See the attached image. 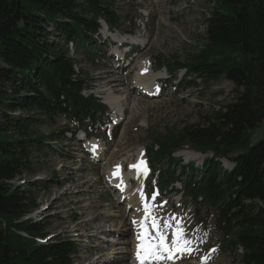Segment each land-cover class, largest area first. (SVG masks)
<instances>
[{
  "label": "trees",
  "instance_id": "trees-1",
  "mask_svg": "<svg viewBox=\"0 0 264 264\" xmlns=\"http://www.w3.org/2000/svg\"><path fill=\"white\" fill-rule=\"evenodd\" d=\"M110 1L0 0V264H74L72 240L37 241L48 236L47 226L29 217L38 205L37 186L28 181L29 189H21L14 179L31 171V158L39 161L56 134H73L70 123L88 136L97 131L106 108L93 93L83 96L92 86L69 52L91 62L97 57L94 36L101 21L113 30L121 19ZM215 2L205 19L202 49L183 62L158 61L157 67L165 66L172 78L184 68L187 77L193 75L188 86H196L197 79L224 78L241 90L203 123L152 139L147 154L160 192H180L195 219L212 223L223 241L231 238L240 248L242 264H264V134L250 141L251 131L264 120V0ZM2 84H9L15 96ZM17 110L25 116H17ZM54 117L68 125L48 136L33 129ZM186 148L212 154L200 172L173 155ZM229 158L234 165L223 170L220 160Z\"/></svg>",
  "mask_w": 264,
  "mask_h": 264
},
{
  "label": "rangeland",
  "instance_id": "rangeland-1",
  "mask_svg": "<svg viewBox=\"0 0 264 264\" xmlns=\"http://www.w3.org/2000/svg\"><path fill=\"white\" fill-rule=\"evenodd\" d=\"M110 2L112 9L121 19L114 31L101 28L94 36L97 43L95 48L97 57L91 62L78 52L77 54L71 50L69 52L70 55L77 56L79 65L77 69L79 68L89 79L87 82L93 87L96 95L103 94L100 98L102 103L108 90L104 84H107L106 81L111 78L120 79L119 72L124 66L135 67L136 73V68L144 58L151 62L153 69L158 61L183 62L192 53L202 49L205 19L217 5L215 0H111ZM51 29V26L47 27V31ZM137 34L144 35L147 39L143 46L139 48L136 45L134 48L136 53L140 49L142 56L136 58L135 55H131V59L125 57L121 61L124 64L118 65L117 53L114 51L117 45L114 43H118L119 37L125 38ZM50 40L56 41V38L51 36ZM128 69L129 67L125 68L123 73ZM154 71L157 70L154 69ZM158 71L164 74L165 70L162 68ZM183 74L184 70L179 71L173 81L176 83L181 78V88L175 89L170 83H162L160 85L162 91L154 97H145L140 94L139 91L143 90V86L140 85L142 82L134 86V79L130 74L129 91L114 92L115 97L124 99L122 104L125 111L120 114L119 120L111 108L113 106L109 104L107 106L109 107L108 122L110 124L112 122L111 125L117 123L116 137L108 136L107 127L102 129L101 133L96 132L98 139L93 137L88 141L79 138L80 132L56 134L50 145L45 147L39 161H35L34 157L31 158V171H25L22 177L14 179V184L25 190L29 189L28 181L36 184L34 196L38 205L29 217L47 226L46 240L70 239L75 243L77 254L74 257V264L89 263L98 254L99 246L103 244L105 247L114 244L116 247H125L123 250H126L127 247L129 248L126 242L134 238V226L130 217L138 206H131V196L127 197V195L133 194L134 189H138V197L141 201L139 189L141 186H138L140 181L132 183L128 192L122 191L120 187L111 186L113 182L110 183L107 173L113 169L114 165L121 163L126 171L128 162L140 155L141 151L146 153L152 139L165 134L167 130H177L189 124L203 123L205 116H208L212 110H220L234 102L241 90L224 78L213 82L197 79L196 86H188L186 84L192 80L193 75H188L184 79ZM2 86L8 93L14 95V90L9 84H2ZM11 114L14 113L11 112ZM16 114L20 117L25 116V112L21 110H17ZM66 125H68L67 121L54 117L36 122L33 129L48 136L53 132H59ZM69 127L72 128L70 124ZM250 134L252 143L261 139L264 134V120ZM93 143L98 150L93 146L90 151ZM93 151L99 153L95 155ZM234 155L235 153L231 155V158ZM174 156L181 158L182 164L193 162L196 167L204 158H209L212 154H198L186 148L174 153ZM231 158L220 160L223 170H230L233 167ZM148 180L145 181L144 189L147 193ZM175 186L177 189L180 188L179 184ZM81 188L82 194L79 195L78 191H81L79 190ZM151 192L153 199V194L157 195V193L153 190ZM166 193L160 199L161 203L153 205L154 216L160 218L161 225L164 220L175 217L171 220V226L166 229L167 236L172 228H176V222L180 221L184 237L191 241V251H185L181 259L172 263L165 260L164 264H242L239 247L231 245V238L223 241L213 226L202 227L193 216L190 201H182L179 192L167 191ZM79 206L84 209L83 216L80 215ZM91 213L99 214L100 218L95 220L90 228L80 227L82 221L91 217ZM108 215H114L112 220H104ZM122 219H126L130 230L123 234H115V230L121 227ZM98 226L106 231L95 234L94 231ZM103 239L104 242H102ZM98 240L100 241L97 242ZM99 243L101 244L98 246ZM109 255L108 252L104 260H108ZM133 258V255L128 253L127 260L123 262L128 263Z\"/></svg>",
  "mask_w": 264,
  "mask_h": 264
},
{
  "label": "bare ground",
  "instance_id": "bare-ground-1",
  "mask_svg": "<svg viewBox=\"0 0 264 264\" xmlns=\"http://www.w3.org/2000/svg\"><path fill=\"white\" fill-rule=\"evenodd\" d=\"M116 36L118 37V35H116ZM125 38L130 39L131 42H136L138 44H141V46H143V44L147 40L146 37H144V35H141V34H137L136 36L131 37V38L130 37H125ZM138 47L140 48V46H138ZM139 50L140 49L137 50V53H136V50H134L132 55H135L134 57H136V58L141 57L142 51H139ZM130 58H131V55H130ZM117 61L119 62L118 65H120L122 60L117 59ZM128 67H129V69L127 71H125V73H123V70L125 68H128ZM134 69H135V67H133V66L132 67H130L128 65L124 66L121 69V72H119L121 74L120 79H114L113 80L112 78L111 79L107 78L108 79V81H106L107 84H104L105 87L108 88V90H106L107 94L104 97V100H105V103L107 105L109 104V105L114 107L113 108L110 106L112 108V110H114L115 117H116V115L118 116V118L121 117L120 114H123V112L125 111V108H123L124 106L122 104V101L124 99L122 97L121 98L115 97L114 92L120 91V90L127 92L128 87H129L128 79L130 77V74H132L131 78L133 77L132 79H134V81H133L134 86H136V84H138L139 82H142L143 90L139 91L140 93L143 92V94H146L145 92H147L150 95H152V92L156 93L158 90V86L157 85L154 86L153 82L157 81L159 75H162V72L153 71L152 66H151V62H149L147 58H144L143 60H141L139 67L136 68V73L134 72ZM126 79H127V81H126ZM109 89L111 91H109ZM129 95H131V94H129ZM126 99H127V97H126ZM93 146H95V145H93ZM90 151H92V149ZM98 153L99 152L97 151V154ZM137 154H139V152ZM119 165H121V163H119ZM114 173H115L114 169L113 170L111 169L107 173L108 174V180L110 181V183L113 182V183H111V186H113V184L115 183L119 187L123 188L124 189L123 191L128 192L127 191V190H129L128 188H131V182L129 180V178H130L129 174H127V173L114 174ZM139 189L141 190V188H139ZM79 190H81V191H78V194L81 195L82 194V188ZM138 195H139L138 189L137 190L134 189L133 194L127 195V197L131 196L130 205L131 206L133 205L134 207H136V205L138 206L134 209L135 211L132 213V216L130 217V221H137V223L133 222V224L135 225L133 227L134 238L132 240L126 242L129 246V248L127 247L126 250H123L125 247H116L114 244L111 245L110 247H105V244L100 245L101 243H99L98 246L100 245L99 246L100 249H99L98 254L93 259H91L89 263H86V264H138L137 258H136L137 245L139 243V240L137 238L138 237L137 236L138 235L137 226L139 224L141 217L143 216V209L141 208L142 201L139 200ZM79 201L80 200H78V202ZM79 208L81 210L80 215L83 216V214L85 213L84 209L82 208V206H79ZM153 212H154V210H153ZM113 216L114 215H108V216H106V219H104V220H112ZM99 218H100L99 214L91 213V217H89V219H87L85 221H82L80 227L90 228V227H92V225H94V221L99 219ZM120 225H121V227L115 230V234H123V233L128 232L130 230V227L126 223V219H122V222ZM76 230H78V228ZM104 231H106V229H104L101 226H98V227H96L94 232H95V234H101ZM96 236H98V235H96ZM101 240H102V238H101ZM99 241L100 240H98L97 242H99ZM102 242H104V239ZM108 252L110 254L108 257V260H104L105 256L108 255ZM128 253H131L133 256L134 255L135 256L128 263L127 262L125 263L123 261L127 260ZM102 259H103V261H102ZM98 261H101V262H98ZM153 263L164 264V263H166V261L164 259L163 260H155Z\"/></svg>",
  "mask_w": 264,
  "mask_h": 264
},
{
  "label": "snow or ice",
  "instance_id": "snow-or-ice-1",
  "mask_svg": "<svg viewBox=\"0 0 264 264\" xmlns=\"http://www.w3.org/2000/svg\"><path fill=\"white\" fill-rule=\"evenodd\" d=\"M142 163V162H141ZM119 169V165L116 166ZM139 169L140 164L130 165ZM119 174L118 171L117 173ZM141 201L143 204L144 216L139 221L140 233L138 234L139 243L137 245V259L140 264H145L147 260H161V259H173L174 254L180 251H191V241L184 237L182 228L180 227V221L176 222V229L173 232L171 243L167 241L166 229L171 226V220L175 217H171L168 220H164L163 225L160 223V218L152 215L153 206L148 203L147 198L140 190ZM153 194V199L155 197ZM151 220V228L154 230V235L149 233L148 221ZM137 223V221H133ZM167 253V256L164 254Z\"/></svg>",
  "mask_w": 264,
  "mask_h": 264
}]
</instances>
